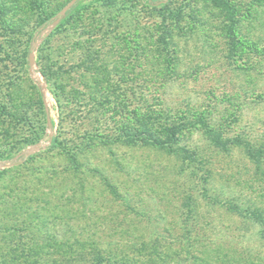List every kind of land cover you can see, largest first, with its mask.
Instances as JSON below:
<instances>
[{
	"label": "rangeland",
	"instance_id": "374dc122",
	"mask_svg": "<svg viewBox=\"0 0 264 264\" xmlns=\"http://www.w3.org/2000/svg\"><path fill=\"white\" fill-rule=\"evenodd\" d=\"M72 1L23 2L14 29L0 22V263H65L67 249L91 264L97 248L108 264H264L249 214L264 216V0H230L227 13L193 4L170 65L154 53L164 4L83 0L36 36L26 63L35 17ZM147 109L203 112L227 146L198 118L168 149L116 140ZM38 249L50 254H28Z\"/></svg>",
	"mask_w": 264,
	"mask_h": 264
},
{
	"label": "trees",
	"instance_id": "16d2710c",
	"mask_svg": "<svg viewBox=\"0 0 264 264\" xmlns=\"http://www.w3.org/2000/svg\"><path fill=\"white\" fill-rule=\"evenodd\" d=\"M98 1L102 6H112L115 4L118 0H96ZM148 4H150L152 7H158L160 6V2L164 5H162L159 9V14L162 16L163 23L162 26H165V30L159 31V37L156 40L157 43L160 45H157L156 51L154 53L157 54V63L158 65H164L165 63L171 64L167 59L170 54L169 49V43L174 42L175 40V34H174V27L175 28H181L183 30L181 21L185 18L193 17L194 15L190 16L187 15L189 11L187 9L190 7H193V4H202V6L208 8L210 5H214L217 8H220V10H225L226 13L228 10H232L234 8V3L230 2V0H146ZM23 2L33 4L41 3L40 0H0V22L4 20L5 22L11 26L12 29H14V26H16L18 23L16 21L21 17H16L17 14H21L18 12L19 7L23 4ZM83 0H75L68 8L61 7L56 10L45 12L43 14H39L35 17L33 27H32V33L29 36V40L25 45V51H24V58L26 60V63L29 62V55L33 50V43L36 39V36L40 34L43 30L48 28L50 25L55 24L58 20H63L62 24H65L69 21V19L73 18L74 12L76 10V7L82 3ZM254 2V1H253ZM256 2V3H255ZM253 4L260 5L258 0H255ZM14 4V5H12ZM66 8V9H65ZM12 10L13 15L10 14V17H6V13H10ZM229 14H232L230 12ZM186 16V17H185ZM16 17V19H15ZM14 18V19H13ZM170 20V22H168ZM236 25L235 21L232 20V23L229 24L230 30H233V27ZM180 30V31H181ZM8 48V47H7ZM9 51L14 49H9ZM172 54H174L172 52ZM163 61L165 63H163ZM61 72V71H60ZM42 73L46 77H50L47 73V71L43 70ZM58 74V73H57ZM62 74V72L60 73ZM101 82L104 81V79H100ZM100 82V83H101ZM40 99L39 102L44 110V117L45 122L53 127V120L51 119L48 110L45 107L44 103V95L41 91H39ZM146 112H136L133 116H127L126 120H124L120 125L118 129V133L116 134V140H119L122 143L125 144H144L148 146H152L155 148L160 149H168L172 147V144L177 142L180 138V134L185 132L186 130L190 129L194 126L193 121H197L196 118H198L197 123L201 126L202 129H204V132L210 137L213 144L220 148H226L227 143L224 142V138L221 134V132L215 131L213 128H211L208 125V122L203 117L202 113H193V116H188L185 114V112H178V117L175 119L173 117L174 114L170 115L168 111H161V109H152V112L150 109H147ZM195 117V119H194ZM196 124V123H195ZM113 135V134H111ZM109 136V135H108ZM49 139L51 140L48 144V147H56L59 145V139L57 135H50ZM73 158H76L73 156ZM32 159V155H27L25 153H22L17 158V162L21 161H29ZM110 189L113 193L116 195L117 190L113 185H109ZM230 208H233L234 210H237L235 206H230ZM239 210V209H238ZM254 219L260 222L261 225H263V231L262 234L264 235V216L259 211H251L249 213ZM81 252V251H80ZM28 254H32L35 256H47V254H50L49 251L45 250H35L32 252V250L28 251ZM64 258L66 259V262H59L57 258L50 259V261L46 260L44 263L38 262V260L31 261L29 264H78V263H70V260L67 259V255L69 252L66 250H63L61 253ZM89 254H92V257L89 258V263L91 264H108L106 258H104L102 251L100 249H92ZM81 253H78L77 257H79ZM67 256V257H65ZM4 264V263H0Z\"/></svg>",
	"mask_w": 264,
	"mask_h": 264
},
{
	"label": "water",
	"instance_id": "95a60500",
	"mask_svg": "<svg viewBox=\"0 0 264 264\" xmlns=\"http://www.w3.org/2000/svg\"><path fill=\"white\" fill-rule=\"evenodd\" d=\"M74 1H75V0H73L71 3H69V5H68V6H70V5H71V4H72ZM68 6H67L66 8H68ZM66 8H65V9H66Z\"/></svg>",
	"mask_w": 264,
	"mask_h": 264
}]
</instances>
